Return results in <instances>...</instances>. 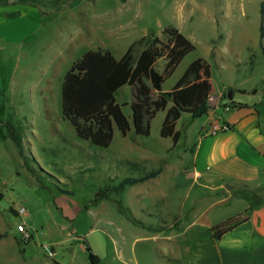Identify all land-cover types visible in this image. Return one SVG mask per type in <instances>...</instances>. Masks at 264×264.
<instances>
[{
	"label": "rangeland",
	"instance_id": "374dc122",
	"mask_svg": "<svg viewBox=\"0 0 264 264\" xmlns=\"http://www.w3.org/2000/svg\"><path fill=\"white\" fill-rule=\"evenodd\" d=\"M263 1L0 3V264H185L186 257L175 253L203 229L200 223L216 224L248 204L256 219L264 217V192L208 194L187 179L184 165L211 123L209 114L192 118L183 110L177 142L161 135L165 111L153 118L150 135L138 134L131 88L125 85L116 100L130 127L123 133L114 122L110 144L99 146L80 137L62 110L64 75L85 52L109 49L119 56L133 39L146 34L149 41L171 25L196 48L163 88L171 89L202 57L216 93L226 90L220 113L232 91L235 101L258 104L264 125ZM158 168L163 174L157 179L125 182ZM19 204L27 208L24 219L33 233L28 242L18 238ZM196 219L199 224L183 236L187 241L168 231Z\"/></svg>",
	"mask_w": 264,
	"mask_h": 264
},
{
	"label": "trees",
	"instance_id": "16d2710c",
	"mask_svg": "<svg viewBox=\"0 0 264 264\" xmlns=\"http://www.w3.org/2000/svg\"><path fill=\"white\" fill-rule=\"evenodd\" d=\"M9 1L0 0V3ZM261 11L264 14V1ZM261 29L263 35V26ZM195 48L194 43L177 27L169 25L164 27L161 35L149 41L147 35L135 39L121 58H117L109 49L88 50L64 75V116L76 125L80 137L99 146H108L113 137L114 122L123 133L130 127L127 116L116 100L117 91L129 85L136 132L150 135L153 118L159 111H166L161 135L172 137L177 142L180 131L176 130V122L183 110H188L192 118H197L208 114L211 109L213 84L209 76L210 64L202 57L189 64L170 90H163L164 82ZM160 172L161 168H158L139 177L126 178L125 182H143ZM250 209L214 224L212 231L215 239L220 240L226 232L247 220ZM91 258L94 263L98 260L93 253Z\"/></svg>",
	"mask_w": 264,
	"mask_h": 264
},
{
	"label": "crops",
	"instance_id": "0c3cea01",
	"mask_svg": "<svg viewBox=\"0 0 264 264\" xmlns=\"http://www.w3.org/2000/svg\"><path fill=\"white\" fill-rule=\"evenodd\" d=\"M132 42L121 55L112 53L121 58ZM225 92L226 90H222L216 93L213 85L211 96L220 99ZM232 95L229 102L222 103L228 104V109L220 113L219 108H211L208 113L210 121L218 116L230 128L212 135L206 132L208 127H204L191 147V162L184 165L183 171L187 179H191L192 186L198 185L201 192L208 190V194H227L237 190L256 195L264 192L263 112L257 103L235 101L234 93ZM176 130H179L177 122ZM162 172L161 169L160 174L148 180L159 178ZM247 208H251L248 219L226 232L220 240L213 235L212 226L215 223L199 224L196 219L185 226L179 222L178 225L170 227L168 231L176 233L175 239L185 241L188 239L183 236L189 233L193 224L203 227L192 234L190 243L184 250L181 246L175 256L186 257L185 264H264V217L256 219L254 206L248 204L245 209Z\"/></svg>",
	"mask_w": 264,
	"mask_h": 264
},
{
	"label": "built area",
	"instance_id": "2783aa9c",
	"mask_svg": "<svg viewBox=\"0 0 264 264\" xmlns=\"http://www.w3.org/2000/svg\"><path fill=\"white\" fill-rule=\"evenodd\" d=\"M211 103H215V107L213 108V109H215L218 106H220V99L216 98L215 96H211L210 104ZM228 108H229L228 104L225 105V109H228ZM229 128H230L229 124H227L226 122H223L220 117L215 116L213 118V120L211 121V123H210V125H209V127H208L206 132L209 133V134L214 135V134H217L219 132L225 131V130H227ZM16 214H17V216L20 219L18 224H17V231H18L19 240L21 242H28V241L32 240L33 239V233L31 232V230L27 226V223H26V221L24 219V217L27 214L26 206L24 204H19L17 206V209H16ZM45 248H46L47 253L50 256H54V251L51 248V246L46 245Z\"/></svg>",
	"mask_w": 264,
	"mask_h": 264
},
{
	"label": "water",
	"instance_id": "95a60500",
	"mask_svg": "<svg viewBox=\"0 0 264 264\" xmlns=\"http://www.w3.org/2000/svg\"><path fill=\"white\" fill-rule=\"evenodd\" d=\"M228 97H229V98H232V97H233L232 92H229V93H228Z\"/></svg>",
	"mask_w": 264,
	"mask_h": 264
}]
</instances>
